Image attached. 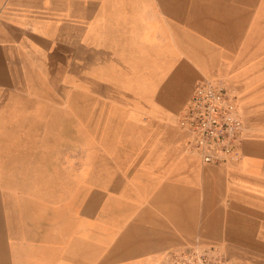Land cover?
Listing matches in <instances>:
<instances>
[{
  "label": "crops",
  "instance_id": "0c3cea01",
  "mask_svg": "<svg viewBox=\"0 0 264 264\" xmlns=\"http://www.w3.org/2000/svg\"><path fill=\"white\" fill-rule=\"evenodd\" d=\"M152 2L168 24L146 39L128 12L114 24L128 0H0V264H161L195 244L264 264V116L244 111L264 108V0ZM66 69L88 85L66 86ZM225 76L247 127L226 166L177 125L197 83ZM82 87L84 147L65 95Z\"/></svg>",
  "mask_w": 264,
  "mask_h": 264
},
{
  "label": "built area",
  "instance_id": "2783aa9c",
  "mask_svg": "<svg viewBox=\"0 0 264 264\" xmlns=\"http://www.w3.org/2000/svg\"><path fill=\"white\" fill-rule=\"evenodd\" d=\"M177 122L187 133V151L204 163L226 166L241 160L247 127L238 92L224 78L201 79ZM161 264H226V260L215 245L195 244L168 252Z\"/></svg>",
  "mask_w": 264,
  "mask_h": 264
},
{
  "label": "rangeland",
  "instance_id": "374dc122",
  "mask_svg": "<svg viewBox=\"0 0 264 264\" xmlns=\"http://www.w3.org/2000/svg\"><path fill=\"white\" fill-rule=\"evenodd\" d=\"M129 3L126 4V6H113V9L114 10H117L119 13L115 14L114 17H117V19L114 20V24H124V20L126 18L125 16V12H128V20H130L131 18L134 19V23L132 24H149V28L150 30L146 31V34H145V37L146 39L150 38V36L153 35V24H168V15L162 11H160V13L156 12V13H153V2L152 0H142L141 3H140V11L138 10V7L136 6L135 4V0H128ZM136 10H138L136 12ZM121 11V13H120ZM147 45V44H146ZM131 47H133L134 51L136 50V48L140 47L136 44L135 42V45L132 46V44H130ZM145 49V47L143 48ZM131 53V52H130ZM131 55L133 57L136 58L135 54L131 53ZM135 61H133V59H130L129 58V62H128V67H127V70H126V77H125V80L127 82H133L135 80L136 77H131V73L132 72H135V69H133V66L131 67L130 65L133 63L134 64ZM100 62H98L99 64ZM66 74H65V77H64V84L66 86H71L72 85H75V84H87V78H84V77H74L72 76V72L69 71L68 69H66ZM96 77L95 79L98 80V84L100 83L101 85H103V80H104V70L103 68H97L96 70ZM228 76H225L224 79L225 81H227V78ZM113 82L115 84V78H113ZM61 83V82H60ZM227 83V82H226ZM88 85V84H87ZM70 87V88H71ZM71 91L70 92H66V100H72L73 101H77L76 102V108H75V115L76 117H80V120H81V125H80V136H81V145L82 147H84L85 145H87V143L89 142V132H90V128L92 126H90L88 123H89V120H90V115H91V112L93 111V109H89V93L87 91H84L83 87H82V91H78V89H70ZM72 90H77V92H72ZM193 92V91H192ZM185 105V104H184ZM184 107V106H183ZM181 107L180 108V111L181 109L183 108ZM162 111L166 114H168V109H163L162 108ZM245 113L247 114V116L249 117H253V116H256L258 115L259 117H262L264 116V108L262 109H258V110H255V109H252V111L250 112V110H247L245 109L244 110ZM77 112V113H76ZM80 113V114H79ZM180 113V112H179ZM175 118H172V122H175ZM95 127V126H93ZM97 129H99L100 126H96ZM69 130V129H67ZM71 132V130H70ZM102 142H98V145L101 144ZM43 144V147H46L45 149L47 148H56V144H58L57 141H48V142H39V141H34V151H37L40 152V146ZM48 146V147H47ZM102 157H100L98 155V159H100Z\"/></svg>",
  "mask_w": 264,
  "mask_h": 264
},
{
  "label": "bare ground",
  "instance_id": "6f19581e",
  "mask_svg": "<svg viewBox=\"0 0 264 264\" xmlns=\"http://www.w3.org/2000/svg\"><path fill=\"white\" fill-rule=\"evenodd\" d=\"M170 47V46H169ZM171 51V50H170ZM166 52V51H165ZM168 52V51H167ZM164 54V53H163Z\"/></svg>",
  "mask_w": 264,
  "mask_h": 264
}]
</instances>
